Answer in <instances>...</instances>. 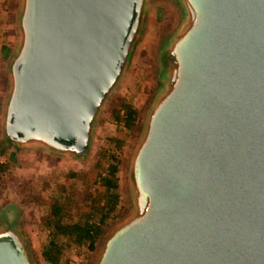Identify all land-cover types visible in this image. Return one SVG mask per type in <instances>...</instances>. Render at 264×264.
Here are the masks:
<instances>
[{
  "label": "water",
  "instance_id": "obj_1",
  "mask_svg": "<svg viewBox=\"0 0 264 264\" xmlns=\"http://www.w3.org/2000/svg\"><path fill=\"white\" fill-rule=\"evenodd\" d=\"M133 151L132 211L93 264H264V0H175ZM150 0H17L2 134L84 159ZM0 264H36L2 211Z\"/></svg>",
  "mask_w": 264,
  "mask_h": 264
},
{
  "label": "rangeland",
  "instance_id": "obj_2",
  "mask_svg": "<svg viewBox=\"0 0 264 264\" xmlns=\"http://www.w3.org/2000/svg\"><path fill=\"white\" fill-rule=\"evenodd\" d=\"M16 8L17 0H0V156L4 158L0 164V226L5 221L2 211L16 208V226L26 238L36 264H51L42 257L50 240L60 248L57 264H66L75 254L79 264H93L108 234L132 211L128 168L159 85L157 52L163 38L178 28L182 11L175 0H150L143 32L127 72L101 114L88 156L77 160L47 156L35 149H16L4 139L2 109L8 89V62L16 42L13 23ZM130 110L134 115L128 122ZM111 167L116 169L117 192L121 196L116 214L101 226L93 249L86 247L88 242L74 244L73 236L53 218L49 205L59 196L63 185L74 193L85 187L92 193L95 189L102 190L95 181ZM68 172L83 173L86 182L69 181ZM77 197L75 194L74 198ZM68 211L75 219L77 214L89 211L88 202L78 212L71 204ZM94 217L96 221L98 216ZM47 218L55 222L50 227L45 224Z\"/></svg>",
  "mask_w": 264,
  "mask_h": 264
},
{
  "label": "trees",
  "instance_id": "obj_3",
  "mask_svg": "<svg viewBox=\"0 0 264 264\" xmlns=\"http://www.w3.org/2000/svg\"><path fill=\"white\" fill-rule=\"evenodd\" d=\"M134 111L130 110L127 116V121L131 122ZM115 167L109 168L106 175L99 177L95 182L98 183V188L92 193L89 187H85L82 191L72 192L68 190V185L61 187L59 196L50 203L49 207L53 218L57 220V224L64 228L68 234L73 236L74 244H81L88 242L87 247L93 249L94 240L101 234V226L106 224V221L116 214L117 208L121 203V196L117 192V181L115 177ZM66 177L73 182L76 180H85L83 173L68 172ZM72 184V183H71ZM77 194V199H75ZM88 202L89 211L82 214H77L73 219L69 215V205L74 204L77 212L81 206ZM95 215L98 216L95 221ZM54 220L47 218L45 224L50 227L53 225ZM42 252V257L45 261L51 264H57L60 248L54 241L50 240Z\"/></svg>",
  "mask_w": 264,
  "mask_h": 264
},
{
  "label": "built area",
  "instance_id": "obj_4",
  "mask_svg": "<svg viewBox=\"0 0 264 264\" xmlns=\"http://www.w3.org/2000/svg\"><path fill=\"white\" fill-rule=\"evenodd\" d=\"M3 163H4V158L0 156V164L2 165ZM87 245H89V243H87ZM66 264H79V259L76 256V254L72 256Z\"/></svg>",
  "mask_w": 264,
  "mask_h": 264
}]
</instances>
